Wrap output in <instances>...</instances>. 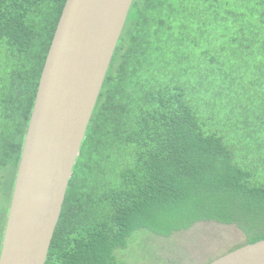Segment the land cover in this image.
<instances>
[{"label":"trees","instance_id":"obj_1","mask_svg":"<svg viewBox=\"0 0 264 264\" xmlns=\"http://www.w3.org/2000/svg\"><path fill=\"white\" fill-rule=\"evenodd\" d=\"M217 1H134L46 264H127L120 253L139 230L170 237L200 222L237 226L246 240L236 248L264 239V51L250 36L241 52L256 65L210 55ZM66 2L0 0V198L10 205ZM233 74L258 94L237 92L232 109L210 87L200 96L208 76L225 95Z\"/></svg>","mask_w":264,"mask_h":264},{"label":"water","instance_id":"obj_2","mask_svg":"<svg viewBox=\"0 0 264 264\" xmlns=\"http://www.w3.org/2000/svg\"><path fill=\"white\" fill-rule=\"evenodd\" d=\"M135 0H67L27 131L0 264H46L70 180ZM208 264H264V239Z\"/></svg>","mask_w":264,"mask_h":264},{"label":"rangeland","instance_id":"obj_3","mask_svg":"<svg viewBox=\"0 0 264 264\" xmlns=\"http://www.w3.org/2000/svg\"><path fill=\"white\" fill-rule=\"evenodd\" d=\"M216 6L215 19L206 32L207 37L210 38L207 47L210 48V55H218L224 60L228 57L240 60L241 53L245 56V59L241 60L244 67L256 65L257 60L251 58L248 52L245 55L241 50L248 44V37L252 36L258 41L253 43L254 46L260 45L261 50L264 51V25L258 20V14L264 12V4L256 5L254 0H218ZM227 10L232 14H227ZM251 24H253L252 30L249 29ZM240 28L244 29L240 30ZM259 57L264 60V54ZM204 64L210 65V61ZM233 76L235 77L234 74ZM207 78L204 86L199 89L200 96H204L206 89L210 87L212 101L228 102L229 108L231 101H235L237 92H241L243 96H253L259 92L258 88L244 90L242 81L235 77L237 79L232 85L231 78L223 82L226 86H230L229 91L225 95L216 97L214 92L222 88V82L215 80V77ZM256 101L258 102L259 98ZM9 206L8 198L4 194L0 198V256ZM245 240L244 232L237 226L213 221L197 223L192 228L174 233L170 237L157 236L142 229L136 232L128 248L120 253V256L122 259L125 258L127 264H208L245 243Z\"/></svg>","mask_w":264,"mask_h":264}]
</instances>
